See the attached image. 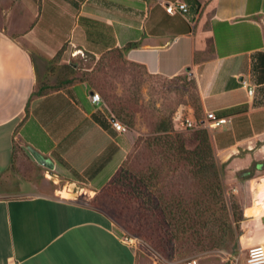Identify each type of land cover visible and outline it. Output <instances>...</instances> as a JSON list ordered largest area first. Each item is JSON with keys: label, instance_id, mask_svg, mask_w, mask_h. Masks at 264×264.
Listing matches in <instances>:
<instances>
[{"label": "crops", "instance_id": "crops-1", "mask_svg": "<svg viewBox=\"0 0 264 264\" xmlns=\"http://www.w3.org/2000/svg\"><path fill=\"white\" fill-rule=\"evenodd\" d=\"M175 2L189 5L186 18L166 11ZM114 49L153 76L189 73L199 124L210 113L227 119L208 128L226 183H238L242 205L245 184L250 198L264 190V0H0V264L143 262L103 212L59 199L58 186L39 175L12 173L20 148L63 185L96 192L115 177L128 154L123 134L85 82L33 98L39 66L58 53L66 62L76 50L99 57ZM251 169L252 178L239 177ZM247 209L241 240L264 245V210Z\"/></svg>", "mask_w": 264, "mask_h": 264}, {"label": "rangeland", "instance_id": "rangeland-1", "mask_svg": "<svg viewBox=\"0 0 264 264\" xmlns=\"http://www.w3.org/2000/svg\"><path fill=\"white\" fill-rule=\"evenodd\" d=\"M62 58L60 55L42 64L45 65L44 69L39 66V84L46 88L45 92H49L62 88L70 81L85 82L101 95L107 105L109 102L104 93L110 96L113 103L124 106L128 117L125 120L118 118L127 128L122 136L128 152L122 177L132 173L126 181L128 183H117L115 193L110 196L96 191L91 197L82 189L70 185L69 189L72 188L74 193L64 199L80 200L89 205L100 203L102 212L114 222L120 237L136 239L134 249L143 259L141 264H189L193 260H197V264H247L249 249L261 243L252 241L249 235L241 240L243 229L248 225L244 209L248 208L250 216L260 214L264 210V200L256 203V199L264 196L250 198L253 191L245 184L242 189L248 200L242 205L240 193L235 192L238 183L231 182L229 185L225 181L227 199L240 205L243 218L238 225L239 232L228 244L229 247L214 248L212 244L217 237L209 235L199 217L203 209L214 208L208 196L213 175L209 170L206 174L201 173L200 167L180 160L173 153H164L165 134L157 131L159 127H169L172 122L175 134L185 139L186 148H195V128H190L186 119H198L196 131L204 129L199 125L204 114L197 108L196 80L189 73L173 79L149 75L144 69L125 62L116 52L99 57L84 52L76 57H66V62ZM16 155L23 160L19 162V167L14 165L13 175L24 172L28 176L37 178L39 175L47 179L26 150L19 148ZM140 181L144 192L138 188ZM63 186L62 183L58 184L57 190H63ZM130 186L133 191L129 189ZM57 197L61 199L60 195ZM170 212L176 215L177 221ZM187 214L190 219L184 221ZM156 215L159 219H156ZM187 223L184 227L189 229L186 238L172 239L175 230Z\"/></svg>", "mask_w": 264, "mask_h": 264}, {"label": "trees", "instance_id": "trees-1", "mask_svg": "<svg viewBox=\"0 0 264 264\" xmlns=\"http://www.w3.org/2000/svg\"><path fill=\"white\" fill-rule=\"evenodd\" d=\"M110 52L119 53L121 59H123L125 62L138 66L144 69L147 74H149V72L144 66L130 62L126 58V55H125L126 49H114ZM110 52H107V53H110ZM60 55H62V53H58L56 57ZM78 83H83V82H78ZM73 84H76V83H73V81H70L69 83L63 84L64 86L62 88H58L53 91L45 92L46 88H44V86H41L38 81L37 90L34 92L33 98L45 96L51 92L59 91L65 88L66 86H70ZM91 90H93V93L96 92L94 91V89H91ZM104 97L107 100V102H109V104L107 105L104 99L102 98L104 102V108L110 114L109 118H112L115 120H118V118H122V120H125V117H128V115H126L128 114V111L126 110L124 106L122 107L120 105L113 103L111 101L110 96L106 93H104ZM201 105H202L201 99L198 94L197 108L200 112H203ZM27 115H29V109H27ZM95 119L99 121L102 125H105L104 121H101L96 115H95ZM108 122H110V119H108ZM173 129H174V126L172 122L170 123L169 127L157 128L158 133L165 134L164 135L165 137L163 140V146L165 145V149L163 152L167 154L173 153L174 156H177L180 160H183L186 163L187 162L191 163L195 167H200V172L203 174H206L207 170L211 171V174L213 175V177L210 180L211 182H210V187L208 190V196L213 201L212 204L214 205V208L213 209L209 208L210 210L203 209V212L199 213V217L201 218V223L206 228L205 230L209 232V235L210 236L216 235L217 237V239L213 242L212 246L217 249H227L229 247L228 244L231 242V240L235 239L237 232H239L238 225L240 221H242L243 213L238 203H235L233 201L229 202L227 199V195H226V192H227L226 185L227 184L225 183V180H226L225 165L222 164L223 166L221 167V163L217 159V156L215 154V151L212 145L211 136L207 128L201 129L199 131H196L197 128L193 130L196 146L192 150H189L188 148H186L185 139L179 136L178 134H175ZM160 144H162V141ZM124 164L125 162L122 164L121 168L119 169L115 177L107 184V186H105L104 188H102L101 190L97 192H102V194H108L110 196L111 194L115 193L114 188H116L115 185H117V183H119L120 181L126 182L128 180V177L132 175V173L131 174L126 173L127 176L124 177L126 180H124V178L122 177V169L124 167ZM253 175L254 173L252 171H246L243 173V177L241 179L252 178ZM138 184H139L138 188H140L141 192H144L145 189L141 185L143 184L142 181H140ZM133 188H134V185H133ZM129 189L133 191L132 186H130ZM90 205L93 208L102 212L101 210L102 206L100 205V203L96 202L95 204H90ZM246 213L247 215L250 216L248 209ZM170 214H172V217H174L175 219L174 221L178 220L177 218H175L176 215L173 212H170ZM188 218L190 219V217L187 214L184 221L189 220ZM156 219H159V216L156 215ZM187 225L188 223L183 225L182 228L176 229L175 233H173L171 238L174 240L185 239L187 234H189L188 233L189 229L188 228L185 229L186 228L185 226Z\"/></svg>", "mask_w": 264, "mask_h": 264}, {"label": "built area", "instance_id": "built-area-1", "mask_svg": "<svg viewBox=\"0 0 264 264\" xmlns=\"http://www.w3.org/2000/svg\"><path fill=\"white\" fill-rule=\"evenodd\" d=\"M166 11L170 14V15H179L183 18H186L189 14H190V8L189 5H187L186 3L183 2H175V3H169L166 5ZM195 22H190L191 26H194ZM79 54H84V52L82 50H76L75 52H73L72 56L76 57ZM253 89L249 90V94L253 95ZM91 101L97 105L98 107L103 108L104 107V102L103 99L101 97V95L97 92H94L91 96ZM208 120H210V123L208 125H204V128H212V127H221L222 125H225L227 123V119L226 118H221L218 117L216 115H214L213 113H210L207 115ZM179 119H181L179 117ZM110 122L112 125V128L117 131L120 134H123L125 132H127V128L124 124H122L120 121L115 120L110 118ZM186 122L188 123V126L190 128H197V121L194 118H187ZM201 126V125H200ZM203 127V126H202ZM46 178L49 181H52L55 185L58 186V184H60L61 182L58 179V176L56 174H54L52 171H47L46 173ZM63 190H57V195H60L61 199H64V197L62 196V192H69L71 194L74 193V191H72V188L69 189L70 185L65 184L63 186ZM82 191H85V194H88L89 196H93L92 194H94L95 192L90 191V190H84L82 189ZM121 238V241L123 243H125L126 245L131 246L133 249L136 246V239L134 238ZM197 260H193L191 262H189V264H197ZM247 264H264V245H254L249 249V253H248V258L246 261Z\"/></svg>", "mask_w": 264, "mask_h": 264}, {"label": "bare ground", "instance_id": "bare-ground-1", "mask_svg": "<svg viewBox=\"0 0 264 264\" xmlns=\"http://www.w3.org/2000/svg\"><path fill=\"white\" fill-rule=\"evenodd\" d=\"M263 193H264V190L262 191V193H260V194H259V196H258V197H261V195H262Z\"/></svg>", "mask_w": 264, "mask_h": 264}]
</instances>
